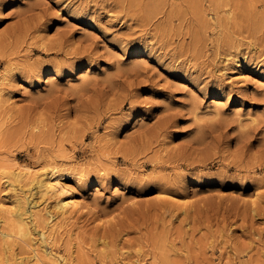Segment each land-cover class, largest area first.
Returning <instances> with one entry per match:
<instances>
[{"label":"rangeland","instance_id":"1","mask_svg":"<svg viewBox=\"0 0 264 264\" xmlns=\"http://www.w3.org/2000/svg\"><path fill=\"white\" fill-rule=\"evenodd\" d=\"M0 19V200L32 232L0 236V264H264V111L229 107L264 106V0H0ZM134 110L152 115L121 135ZM18 165L84 208L52 217L7 184Z\"/></svg>","mask_w":264,"mask_h":264},{"label":"bare ground","instance_id":"2","mask_svg":"<svg viewBox=\"0 0 264 264\" xmlns=\"http://www.w3.org/2000/svg\"><path fill=\"white\" fill-rule=\"evenodd\" d=\"M51 166L52 165H50V168H47L44 171L36 174L34 173L35 171L32 173L30 167L18 165L17 167H15V170L11 171L6 176V181L9 180L7 184L11 186L12 190H15V186H17L15 183L23 181L25 178H30V182H35L34 187L36 188V190L34 191L39 195L38 197L42 198L44 196L46 197V195H52L53 205L55 209V214L52 213V217H56L57 215H66L71 211H79L80 209H83L84 206H82L80 200H78L75 194L70 190V188L67 187L64 181L63 174L57 173L56 168ZM21 198H23V196ZM16 200V204L13 205L9 203V207L7 205L5 206L4 202L0 200V214L2 215V218L0 215V222L7 221L12 224V227L10 226V228H8L9 223L7 224L8 227L0 228V236L1 239L6 243L12 240H19V244H26V246L31 247V244L29 243L32 235V232L29 228L30 215H26L27 211L24 208L22 209L21 206L23 202L21 203L20 199ZM13 206L14 208H12ZM38 252H35V255L38 262L40 261L42 264H61V262L63 261V258L60 259L59 257H56L52 254H49L47 260H45L43 259L44 257L38 254ZM55 254L57 253L55 252Z\"/></svg>","mask_w":264,"mask_h":264},{"label":"snow or ice","instance_id":"3","mask_svg":"<svg viewBox=\"0 0 264 264\" xmlns=\"http://www.w3.org/2000/svg\"><path fill=\"white\" fill-rule=\"evenodd\" d=\"M17 3H22V0H17ZM13 6L14 5L6 4L4 6L3 14H5V15L10 14L8 12V9L10 7H13ZM57 15H60L61 16V20L72 21V20L75 19V18L71 17L70 14H69V12H67V11L64 12L62 15L59 12H57ZM85 20H86V17H82L79 20H76L75 23L76 24H84L85 23ZM7 22H8L7 20L0 19V29H2ZM60 23H61L60 20L53 21L51 24L48 25V29L47 30L48 31H53L57 26L60 25ZM78 35L79 34L77 33V36ZM241 65L242 66L244 65L243 60H241ZM84 66L85 67H89V65H87L86 62H84ZM100 66H103V65H98V66H95V67H100ZM48 75H53V76L55 75V73L53 72V70L51 68H45L43 70V76H41L40 79H43V78H45ZM65 75H67V73H65ZM16 79L18 81H21L22 82V77L19 74L17 75ZM36 86L39 87L40 85L37 84ZM246 91H249L250 92L251 91V88L246 89ZM141 95L162 97V100H167L168 99V97L163 96L161 93L153 92L150 89H144V90H142L141 91ZM225 99H227V98H225ZM231 99L233 101V104L229 106L230 109H231V107L235 106L237 108H242V109H244L246 111H264V106H253V105L248 104L247 102L241 103L239 97H232ZM162 100H158L157 102H162ZM151 115H152V113H144L141 110H134V111H132L127 116V123L124 125V128L121 129V135H123L124 130H126L127 128L132 127V125L137 121V119H139L141 117H148V118H150ZM180 126L181 127H186L187 126L186 125V122L181 121L180 122ZM180 138H181V134H179V133H177L174 136V139H180ZM235 143H236V141H233V144H235ZM260 144H264V133H261L259 135V137L257 138V140L252 144V149L255 150L258 147V145H260ZM93 182H94V180H93ZM112 182L114 184L119 183V181H118V179L116 177H113V181Z\"/></svg>","mask_w":264,"mask_h":264}]
</instances>
